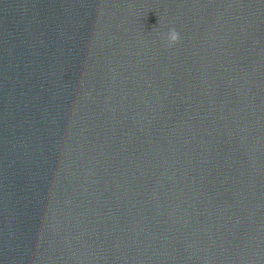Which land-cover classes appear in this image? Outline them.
I'll list each match as a JSON object with an SVG mask.
<instances>
[{
    "label": "clouds",
    "instance_id": "9594fccd",
    "mask_svg": "<svg viewBox=\"0 0 264 264\" xmlns=\"http://www.w3.org/2000/svg\"><path fill=\"white\" fill-rule=\"evenodd\" d=\"M167 39V45L169 47L173 46L180 40V34L175 28H171L166 36Z\"/></svg>",
    "mask_w": 264,
    "mask_h": 264
}]
</instances>
